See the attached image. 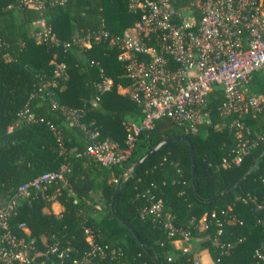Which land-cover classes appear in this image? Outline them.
Segmentation results:
<instances>
[{
  "label": "trees",
  "instance_id": "1",
  "mask_svg": "<svg viewBox=\"0 0 264 264\" xmlns=\"http://www.w3.org/2000/svg\"><path fill=\"white\" fill-rule=\"evenodd\" d=\"M43 2L40 10L20 0H0V196L7 203L22 183L66 164L65 179L51 182L46 192L48 197L57 192L55 198L64 209L60 214L46 211L51 199L41 195L18 198L16 214L10 220L13 233L34 240L36 257L44 260L43 264H87L75 262L91 248L86 228L95 243L118 250L113 257H94L98 264H191V254L175 246L174 237L164 228V221L172 216L176 227L190 229V241L199 245L193 252L205 257L207 263L264 264L254 255L264 244V227L258 222L264 209L255 210L254 202H264V110L244 116L254 143L238 165H222L223 158L237 148L239 138L232 127L236 115L221 112L226 97L217 84L207 95L210 122L197 133L185 132L169 117L160 118L153 129L138 134L126 160L102 165L84 153L86 130L97 129L101 139L125 145L127 130L123 122H139L143 117L141 106L119 89L130 80L118 59L119 48L109 38H121L140 14L129 9L128 0ZM173 2L187 5V0ZM42 16L57 41H37V20ZM101 29L110 36L91 38L90 46L77 42ZM56 62L66 64L67 77L55 76ZM102 74L113 80L112 87L104 92L98 87ZM246 88L248 93L264 94V68L249 74ZM26 107L45 121L22 119L17 123L19 112ZM70 109L82 112L79 122L70 124ZM178 135H188L193 143L195 181L186 139L165 143L126 173L160 141ZM240 178L221 197L208 200ZM118 181L116 212L135 228L156 258L113 213L111 202ZM151 196L163 200L161 217L151 212L141 214ZM224 210L229 214L223 215ZM213 211L219 213L221 225L211 216ZM204 215L208 227L201 231L198 222ZM22 222L29 231L20 227ZM216 236L231 244L227 251L222 252ZM55 241L71 247L68 257L46 255L47 244Z\"/></svg>",
  "mask_w": 264,
  "mask_h": 264
},
{
  "label": "built area",
  "instance_id": "2",
  "mask_svg": "<svg viewBox=\"0 0 264 264\" xmlns=\"http://www.w3.org/2000/svg\"><path fill=\"white\" fill-rule=\"evenodd\" d=\"M20 2L40 10L44 8L43 0ZM128 6L132 12L139 13L140 18L124 31L121 38L109 37V32L101 29L78 38L77 42L81 46H90L91 38L109 37L111 43L118 46V59L124 66V75L130 80L119 89L141 106L143 117L139 122H123L127 130L125 145L109 138L101 139L97 129H87L88 143L84 153L105 166L121 163L130 155L138 134L153 129L156 121L163 117L171 118L185 132L197 133L201 126L210 122L207 95L217 84L222 86L226 97L221 112L236 115L232 127L239 138L237 148L231 156L223 158L222 165L240 164L254 143L244 116L264 110V94L248 93L246 88L249 74L264 68V0H187L185 6H177L173 0H128ZM37 24L38 42L58 40L45 16L40 17ZM55 65V76H68L64 62ZM112 84L113 80L102 74L98 84L100 92L109 90ZM81 114L79 110L70 109V124L79 122ZM22 119L45 121L27 107L19 112L16 122L20 123ZM51 128L55 130L52 125ZM58 140L62 144L60 137ZM67 169L68 165L63 164L22 183L18 192L0 208V261L4 264L44 263L36 257L34 240L13 233L10 220L16 214L18 198L38 195L50 198L46 193L49 184L64 180ZM254 202L255 210L264 209V202ZM163 208V200L151 196L149 206L144 207L141 214L151 212L155 217H161ZM221 213L229 214L225 210ZM211 216L218 225L222 224L217 211ZM258 222L264 227V216ZM20 227L28 228L24 222ZM198 227L201 231L208 227L206 215L199 220ZM164 228L170 237H174L175 246L180 244L178 247L184 253L191 254V264H201V258L189 246V228L176 227L172 216L164 221ZM86 232L91 248L75 262L98 264L93 260L97 255H117V249L95 243L89 228ZM215 242L222 252L231 246L221 242L218 236ZM70 251L69 245L63 246L58 241L46 247V255L60 259L68 257ZM254 255L264 260V244L256 248Z\"/></svg>",
  "mask_w": 264,
  "mask_h": 264
},
{
  "label": "water",
  "instance_id": "3",
  "mask_svg": "<svg viewBox=\"0 0 264 264\" xmlns=\"http://www.w3.org/2000/svg\"><path fill=\"white\" fill-rule=\"evenodd\" d=\"M176 139H186L189 141L190 144V151H191V157H192V173H193V181H195V175H196V159H195V155H194V146L193 143L190 139V137L188 135H178V136H174L171 138H167L164 139L162 141H160L158 144H156L151 150H149L146 154H144L141 158H139L137 161H135L132 166L127 169L126 173L131 172L133 169H135L136 167H138L141 163H143L148 157H150L155 151H157L159 148H161L165 143L176 140ZM253 168V166L251 167V169ZM242 178L238 179L236 182L232 183L231 185H229L228 187H226L222 192H220L219 194L210 197L208 200H213V199H217L219 197H221L223 194H225L226 192H228L230 189H232L237 182L241 181ZM194 191L195 194L198 195L197 192V186L196 184L194 185ZM119 190H120V181H118L117 186H116V190L114 193V196L112 198V202H111V208L113 210V213L116 214L118 216V218L120 219V221L125 224L132 232L133 234L136 236L137 240L139 241V243L146 249V251L153 257L156 258L155 254L152 252V250L148 247L145 246L142 238L139 236L138 232L135 230V228L128 222L126 221L124 218H122L121 216H119L116 212L115 209V204H116V200L119 194ZM158 264H162L160 261H157Z\"/></svg>",
  "mask_w": 264,
  "mask_h": 264
},
{
  "label": "crops",
  "instance_id": "4",
  "mask_svg": "<svg viewBox=\"0 0 264 264\" xmlns=\"http://www.w3.org/2000/svg\"><path fill=\"white\" fill-rule=\"evenodd\" d=\"M56 197V194H52V196H50V199H51V202H50V208L47 207L46 208V211H52L54 212L55 214H60L63 209H64V206L58 201V199L55 198ZM26 231H29L28 228H25ZM45 239V238H44ZM177 246V244H176ZM178 246H180V244H178ZM177 246V247H178ZM199 245L198 243H195L194 244V251H196L198 249ZM193 251V250H192ZM198 255V254H197ZM199 257L201 258V264H210V263H207V259L203 256H200Z\"/></svg>",
  "mask_w": 264,
  "mask_h": 264
},
{
  "label": "rangeland",
  "instance_id": "5",
  "mask_svg": "<svg viewBox=\"0 0 264 264\" xmlns=\"http://www.w3.org/2000/svg\"><path fill=\"white\" fill-rule=\"evenodd\" d=\"M5 203H6V199L3 196H0V208L4 206ZM194 244H195L194 240L189 241V246L191 247L192 250H194L193 248Z\"/></svg>",
  "mask_w": 264,
  "mask_h": 264
}]
</instances>
